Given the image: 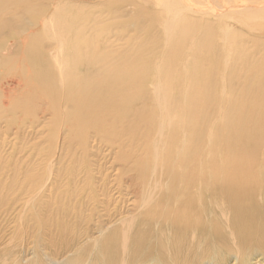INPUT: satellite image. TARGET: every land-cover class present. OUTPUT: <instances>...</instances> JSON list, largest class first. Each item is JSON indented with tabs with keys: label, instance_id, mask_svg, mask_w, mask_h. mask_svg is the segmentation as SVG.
Instances as JSON below:
<instances>
[{
	"label": "bare ground",
	"instance_id": "6f19581e",
	"mask_svg": "<svg viewBox=\"0 0 264 264\" xmlns=\"http://www.w3.org/2000/svg\"><path fill=\"white\" fill-rule=\"evenodd\" d=\"M85 1L0 0V147L10 146V127L16 135L26 125L33 130L36 122L24 119L38 115L58 129L54 138L65 158L55 164L68 159L65 189L56 188L53 198L56 214L19 213L21 230L29 231V219L36 238L46 241L47 250L32 243L41 253L36 263L129 264L152 242L166 240L175 242L173 258L182 252L184 264L211 240L208 248L235 253V264H247L254 252L264 255V139L257 130L216 132L213 86L199 85L194 75L182 83L187 72L179 69L199 65L181 59L172 66L179 72L158 65L151 85L145 82L151 64L137 66L143 57L188 60L191 53L218 56L252 44L246 55L260 56L255 68L264 69V0H122L126 7L110 15L127 21L114 20L115 27L103 25ZM139 22L151 27L134 30ZM121 28L137 36L154 31V40L167 45L124 40L125 33H116ZM121 51L140 53L121 59ZM244 65L209 67L213 76ZM253 105L254 117L264 119V94Z\"/></svg>",
	"mask_w": 264,
	"mask_h": 264
},
{
	"label": "rangeland",
	"instance_id": "374dc122",
	"mask_svg": "<svg viewBox=\"0 0 264 264\" xmlns=\"http://www.w3.org/2000/svg\"><path fill=\"white\" fill-rule=\"evenodd\" d=\"M97 4L99 5V7ZM87 5H88V9H87ZM90 6H92L91 9H90ZM84 7H85V9H87V11H90V12L92 11L93 13L98 14L100 17L102 15L101 19H103V17H104V19L102 20L103 25L107 24L106 26H108V27H110V26L115 27L118 25L117 23H120L119 25H122L121 21H123L124 19H126V20H124L125 22L127 21V18H122V17L117 18V17H112L114 15H110V12L114 11L116 8L121 9V8L126 7V3L122 0H119V2H118V0H86L84 3ZM156 8L157 7H155V9ZM101 10H103V11H101ZM155 11L159 12L160 8H157ZM107 13H108V16L105 15ZM221 18L223 20L224 17L222 16ZM223 21H225V19ZM114 23H115V25H111ZM135 25L136 26H134V28H133L134 30L135 29L140 30V29H144L146 27H151L150 25L146 26V24H143L142 22H139ZM119 32L125 33V35L127 36V37H124L125 35H122L124 40L127 39V40L135 41V42L141 41L142 44L147 43L146 45H149V43H150V46L151 45L156 46L157 44L159 45L161 43L162 45L161 44L159 45V47L161 46L160 49L165 48V46L167 45V44H165L166 42L160 38H159V40H158V38L154 40V38H156V37H154V33H155L154 31H147L145 34H143L144 36L143 35L137 36L134 31L127 32L123 28L119 29L116 32V33H118V35L121 36L122 33L120 34ZM149 32L151 33V35L147 34ZM128 34H130L132 37ZM145 35L148 36L149 38L146 37ZM135 36H137V37H135ZM141 37H142V39L144 37L145 38L142 40ZM261 39H262V37H261ZM252 46H253L252 44H248L246 47H244L245 51L240 50V48H236L233 50L232 49L231 50L226 49L225 51H222L223 54L221 53L218 56L206 55L203 57H195V56H193V53H191L190 51H186L187 53H191V54H189L190 60L189 59L188 60L183 59L182 57H179V56L169 57V56L155 55L154 57H157V61H156V58L154 60L153 57H151L149 59L143 57V58H140L137 60V66L144 67V66H147V64H149V65L151 64L148 68H146L148 71H147V74L145 76V82L148 83V85L153 84V83H150V81L153 80L152 75H153L154 69H156L155 67L158 65L160 66V69L158 68V70H160V71H165V69H166V71H169V72H174V71H176V72L182 71L183 72V70L185 72H187V74H186L187 76L184 75L185 78H184V76H182V83L183 84L191 83V80H193V78H192L193 75L197 76L199 85L206 84V82H207L208 84L213 86L212 89H213V95H214V100H215L214 101V107H215V112H216L215 117H214L215 121L213 120V123H214L215 129H216V132L218 134L221 135V133L224 130L227 133H234V131H237L236 133L238 135H245L246 136V135H249V133L255 132L257 130L259 132V137L264 139V119L261 117V115H260V118L254 117V113H256V111H255L256 106L253 105V103L259 102V97L264 94V84H262L264 79H261L262 77H264V69L255 68L256 63L254 61L255 60L259 61L260 56H253V58H252V56L249 57L246 55V53L249 54L250 52H252L254 50V48ZM262 50L264 51V46H263ZM137 53H140V52H138V51H136V52H122L121 51L119 54V57L121 59H124V58L127 59V56H128V58H130V57L135 58L134 56L138 55ZM249 58H252V59H249ZM181 59L183 60L181 62L184 63V65L188 64L189 66H193L196 64V65H199V68L196 67L195 69H192L190 67L189 68L187 67L188 68V70H187V68L181 67L179 69V71L176 68H172V66H174V64L180 63L179 61ZM192 59H193V61H192ZM160 62H161V65H160ZM216 62H221V63L229 62L230 64H232V63L233 64H235V63L240 64L241 63V64H245V65L247 64V65L246 66L244 65V67H237V68H235V67H229L228 69L222 68L223 70L219 69L215 73L216 75L214 74L212 76V74H211L212 70L209 66L216 63ZM232 68H234V69H232ZM250 74H253V75H251V77H249ZM190 75H191V78H190ZM232 77H234V78H232ZM150 78L152 80H150ZM249 98L253 99L250 102V104L248 103ZM240 104L242 105V107H239ZM22 118L24 119L25 117H22ZM27 118H29V119H27ZM27 118L24 119L25 123H28L30 121V119H32V120H34V122H36L34 125V129L31 130V129L27 128L28 126L26 125V127L21 129L18 132V134L16 135V128L10 127L9 131H8V136H7L8 137L7 142L9 141L10 146H7V147L5 146V147H3V149H1V147H0V156H2V158H3L2 161H0L1 165H2L1 166L2 169L0 170L1 171L0 172V198L3 200V202H2V200L0 199V203H2V204H0V217H1L0 218L1 219L0 224L2 223L0 225V264H37L36 259L37 260L40 259L41 253H40V249H38V248H36V249L34 248V250H33V247L35 246L34 244L37 245V243H38L39 245L43 246V248L45 250H47L46 248H48V247L46 245V241L45 242L42 241L43 238H41V237L36 238V233L34 232V229H33L34 225L32 224V222L29 219L26 220V224H25L27 226L28 225L30 226L29 231H22L21 230L22 229V222H20V221L22 219V216L20 214H25L24 216H28L27 218H29V214H56V208L53 207V204H54L53 198L55 196V193H57V191L55 189L58 188L59 189L58 191L62 192V191H64L65 184H66V177L65 176L63 177V173H64V171L66 172V167L68 165V163H66V162L68 161V159H66V161H64L62 164H60V166L55 164L56 160H53V159H57V157L59 158L60 155H61L62 159L65 158L64 151H63L64 149H62V141L60 139H57V142H55L56 139L54 138L58 135V134H56V133H58V129L52 125H49L46 122V120L41 119L40 116H38V115L37 116L30 115ZM48 125L50 127H53V129H51V131L47 130L49 128ZM240 125H244V127H241ZM36 126H37V128H36ZM53 133H54V135H52ZM12 137H14V138L12 139ZM16 138H17V140H16ZM13 143H14L15 147L12 148L11 146ZM52 147L53 148L55 147V148L52 149ZM61 149H62V151H61ZM52 150H53V152H52ZM10 153H11V156H10ZM7 156H9V157L7 158ZM48 164H49V166H48ZM21 165H22V167H21ZM4 166L9 167L10 169H7V171H6ZM22 168H23V170H22ZM58 171L61 174L59 180H62L61 181L63 184L62 187H58V186H61V182L59 183V180L57 181V183L55 181V176H56V173ZM51 173H52V175H51ZM3 174H4V176H3ZM19 177H21V178H19ZM24 177H26V178H24ZM63 178H64V181H63ZM8 180H10V181H8ZM13 180L15 181L14 184H13V182H14ZM28 180L30 182H32V184L30 182L27 183L26 181H28ZM7 181H8V183H7ZM21 182H22V184H21ZM58 184H60V185H58ZM22 185H23V187H22ZM51 185H52V187H51ZM63 186H64V188H63ZM6 187L8 188V190ZM49 189L52 192L48 191ZM71 189H73V183L72 182H71ZM8 191L10 193H6ZM25 191H27V192H25ZM11 192H14L13 193L14 197H13V194L11 196L7 195V194H11ZM28 192H29V194H28ZM38 192H39V194H37ZM15 193H17V194H15ZM4 196H5V199H3ZM18 196H19V198L21 196L22 197L25 196V197L24 198L21 197L19 199V198H16ZM36 196H37V198H36ZM50 196H52V197H50ZM48 198H49V200H48ZM34 199H36V200L34 201ZM16 201H18V202H16ZM14 203H16V204H14ZM10 205H12V206H10ZM16 208L17 209L20 208V209L17 211ZM7 214H9V215H7ZM12 214H14V215H12ZM14 217H16V218H14ZM15 219L17 220V222ZM2 221L3 222L5 221V223H3ZM7 222H8V224H7ZM23 234H25V236ZM22 239L24 240V242L22 241ZM33 239H34V241H33ZM35 241H36V243H35ZM33 242H34V244H32ZM212 242H213L212 240L210 242H205V243L202 242L201 246L199 247L197 252L192 251L191 253H188L189 254L188 258L190 261H187L186 264H235V263H237V260H236L237 256L233 252L226 253L224 251H221L218 246H216L217 248L215 247V248H212V250H210ZM215 242L217 244V241H215ZM173 244H175L174 241L166 240L163 242V245L160 244L162 246V248H161L159 243L157 244V242H152V248L151 249L149 248L147 250L145 249V251L141 250L138 253L136 252L137 256L134 257L133 263H129V264H171L172 262H173L172 264H184L183 263L184 257H183L182 252H181V256L178 254V256L173 258V251H172V247H173L172 245ZM155 245H156V247H155ZM28 247H32V248L28 249ZM208 247H210V248H208ZM34 254H37V258L35 257ZM263 256L264 255H262L259 252L252 253L250 255V258H249L247 264H258V263L264 264V257ZM27 258L28 259L30 258V260H28ZM161 259H166V260L164 263H162ZM26 260H27V262H25ZM116 264H122V261H118Z\"/></svg>",
	"mask_w": 264,
	"mask_h": 264
}]
</instances>
